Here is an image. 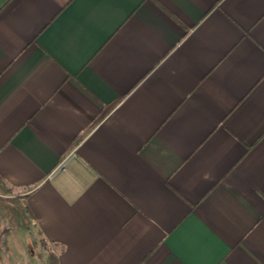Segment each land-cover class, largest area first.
I'll use <instances>...</instances> for the list:
<instances>
[{
  "label": "crops",
  "instance_id": "0c3cea01",
  "mask_svg": "<svg viewBox=\"0 0 264 264\" xmlns=\"http://www.w3.org/2000/svg\"><path fill=\"white\" fill-rule=\"evenodd\" d=\"M4 200L59 264H264V0H0Z\"/></svg>",
  "mask_w": 264,
  "mask_h": 264
},
{
  "label": "rangeland",
  "instance_id": "374dc122",
  "mask_svg": "<svg viewBox=\"0 0 264 264\" xmlns=\"http://www.w3.org/2000/svg\"><path fill=\"white\" fill-rule=\"evenodd\" d=\"M2 205L0 225L5 227V231L3 242L0 241V264H50L49 252L41 236L32 230L25 212L19 211L7 200ZM34 253H38L39 257Z\"/></svg>",
  "mask_w": 264,
  "mask_h": 264
},
{
  "label": "trees",
  "instance_id": "16d2710c",
  "mask_svg": "<svg viewBox=\"0 0 264 264\" xmlns=\"http://www.w3.org/2000/svg\"><path fill=\"white\" fill-rule=\"evenodd\" d=\"M47 256H48V259L50 261V264H59V262H58V255H57L56 252L49 251V253H48Z\"/></svg>",
  "mask_w": 264,
  "mask_h": 264
},
{
  "label": "built area",
  "instance_id": "2783aa9c",
  "mask_svg": "<svg viewBox=\"0 0 264 264\" xmlns=\"http://www.w3.org/2000/svg\"><path fill=\"white\" fill-rule=\"evenodd\" d=\"M65 166V161H63L57 168V170L62 169Z\"/></svg>",
  "mask_w": 264,
  "mask_h": 264
}]
</instances>
